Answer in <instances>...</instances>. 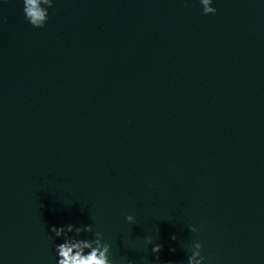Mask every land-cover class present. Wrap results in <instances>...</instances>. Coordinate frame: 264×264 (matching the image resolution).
Masks as SVG:
<instances>
[{
  "label": "water",
  "instance_id": "1",
  "mask_svg": "<svg viewBox=\"0 0 264 264\" xmlns=\"http://www.w3.org/2000/svg\"><path fill=\"white\" fill-rule=\"evenodd\" d=\"M213 7L55 0L33 29L0 6V264H56L48 227L67 224L113 264H152L146 237L160 264L194 242L264 264V4Z\"/></svg>",
  "mask_w": 264,
  "mask_h": 264
},
{
  "label": "clouds",
  "instance_id": "2",
  "mask_svg": "<svg viewBox=\"0 0 264 264\" xmlns=\"http://www.w3.org/2000/svg\"><path fill=\"white\" fill-rule=\"evenodd\" d=\"M264 4V0H259ZM9 0H0V6L6 5ZM24 21L33 29H42L49 20L50 10L54 8L55 0H20ZM204 16L215 15L216 8L213 7L214 0H198ZM124 220L127 224L135 223L132 215H126ZM48 231L54 240L53 252L56 264H113L111 258V245L100 231L93 232L91 224L76 226L67 224L63 226H49ZM188 231L196 232L195 227H189ZM176 240L175 235L171 237ZM145 246L151 245L153 255L152 264H160V252L163 245L154 243L152 238L144 239ZM202 245L194 242L188 249L190 255L186 254V264H206V257L201 255ZM170 252L175 249L170 248ZM167 264H172L168 261Z\"/></svg>",
  "mask_w": 264,
  "mask_h": 264
}]
</instances>
